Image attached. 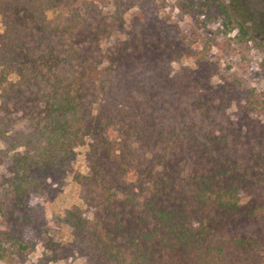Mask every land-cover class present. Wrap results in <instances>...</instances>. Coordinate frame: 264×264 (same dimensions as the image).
Returning <instances> with one entry per match:
<instances>
[{"label":"trees","instance_id":"1","mask_svg":"<svg viewBox=\"0 0 264 264\" xmlns=\"http://www.w3.org/2000/svg\"><path fill=\"white\" fill-rule=\"evenodd\" d=\"M154 1L0 0L1 261L33 251L30 198L85 145L86 173L72 176L84 210L62 213L68 238L33 264H264V90L213 82L214 38L193 54L198 41L146 17ZM236 1L194 7L247 45Z\"/></svg>","mask_w":264,"mask_h":264},{"label":"rangeland","instance_id":"2","mask_svg":"<svg viewBox=\"0 0 264 264\" xmlns=\"http://www.w3.org/2000/svg\"><path fill=\"white\" fill-rule=\"evenodd\" d=\"M145 1L147 0H135V2H142L141 4H144ZM180 1L155 0L153 3L159 4L157 8L144 5L143 11L146 17L155 16L167 23L177 25L181 35H185L186 38L193 42L198 41L196 42L197 45L194 46L193 54L201 49L199 42L201 38H214V45L211 46L206 54V59L213 61L217 65V72L212 78L213 82L234 79L239 81L241 90L246 88H254L256 91L264 90V0H237L235 2H238L240 8L249 18L248 21L246 20V26L250 28V32H253L252 35L255 38L253 42H249L247 45H243L237 40L232 41L233 33L223 35L224 29L221 26V17L205 22L194 7V3L198 0H193V4L191 3L192 10L188 15L185 13L186 8H179ZM230 7L228 5L227 9L229 10ZM137 12L136 8L129 9L125 14V19L127 20ZM119 38H121L119 34L111 35L101 44L102 51L105 52L109 49L114 41ZM193 54L184 56L178 63H172V69H177L180 65L190 66L194 60ZM1 149L2 146L0 144ZM85 151V145L77 147L74 150L75 156L68 163L62 180L48 182L43 191L31 196L29 206L32 212L39 217V228L27 230L25 237L33 245V251L27 254L22 262L18 260L16 255H11L5 261L0 260V264H33L40 258L43 245L47 239L65 241L68 238V229L60 223L59 218L65 210L74 206L84 210L81 190L73 183L72 176L76 173H86ZM135 151L142 158L148 155L137 146H135ZM1 158L2 154L0 153V173L4 164L8 162L7 158H3L2 161ZM137 197L139 202H142L144 193H137ZM245 200L246 197L243 196L241 202ZM82 262V259H76L72 264H81ZM46 264L66 263L49 261Z\"/></svg>","mask_w":264,"mask_h":264}]
</instances>
